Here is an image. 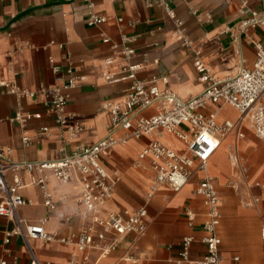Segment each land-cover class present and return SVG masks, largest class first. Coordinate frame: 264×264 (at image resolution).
<instances>
[{
    "label": "crops",
    "instance_id": "1",
    "mask_svg": "<svg viewBox=\"0 0 264 264\" xmlns=\"http://www.w3.org/2000/svg\"><path fill=\"white\" fill-rule=\"evenodd\" d=\"M164 5L175 11L182 28L168 16ZM248 8L263 15L264 0H248ZM241 10L239 0H0V82L16 83L38 94L36 99L22 100L0 87V145L11 148L16 161L55 160L107 136L111 115L103 104L122 103L130 86L129 81L109 83L102 78L101 68L108 59L114 62L109 69L115 77L122 76V67L127 63L157 60L156 65L146 63L138 79L167 77L166 83L158 82L160 90H170L182 99L197 96L205 89L195 66L197 52L219 78L252 68L256 59L254 43L264 42V30L249 29L240 34L239 25L249 17ZM91 12L105 18V22L89 26ZM180 31L184 40L177 38ZM123 46L135 50L129 61ZM54 66L60 67L58 73L53 71ZM68 66L85 77L66 91V115L72 124L82 127L76 137L56 124L46 109L49 99L41 93L62 88ZM21 107L41 113L42 118L25 126L11 122ZM216 111L219 123L239 118L230 105L211 104L204 110L206 114ZM160 112L161 104L156 103L141 116L152 117ZM181 130L188 131L189 126ZM242 132V138L233 130L221 139L205 172L196 162L189 182L178 192L166 185L155 186L151 158L138 159L155 136L118 144L104 154L103 166L120 181L112 198L102 206V215L125 216L140 208H146L148 215L146 231L122 236L120 246L102 264H130L127 256L135 257L139 264H196L202 259L207 253L201 242L207 209L196 189L206 175L214 178L220 200L221 264H264V140L248 124ZM25 134L31 140L28 147L23 144ZM161 139L176 152H187V144L178 136L164 134ZM242 166H246V173ZM43 175L48 179L54 208L45 205L39 186L29 185L22 192L30 203L19 214L33 224L45 220V231L52 239L29 242L42 264H71L75 256L82 259L84 253L75 244L61 240L74 239L85 224L80 187L75 182L62 184L51 172ZM187 212L195 216L192 226ZM12 228V222L0 217V259L7 264H30L23 238L14 236L5 244L6 232ZM189 236L195 238L190 260L180 262L183 239ZM97 257V252H92L88 264H94Z\"/></svg>",
    "mask_w": 264,
    "mask_h": 264
},
{
    "label": "built area",
    "instance_id": "2",
    "mask_svg": "<svg viewBox=\"0 0 264 264\" xmlns=\"http://www.w3.org/2000/svg\"><path fill=\"white\" fill-rule=\"evenodd\" d=\"M242 3L241 12L249 17L238 27L241 34L249 29L262 28L264 30V14L248 8V0H239ZM90 8L93 4L89 2ZM169 17L176 21L179 28L182 22L176 18L175 11L164 5ZM122 21V20H119ZM105 18L91 12L88 18L89 26H99ZM180 31L177 38L184 40ZM108 42V39L104 40ZM256 59L250 69L242 68L234 76L219 78L215 76L201 61L200 52L196 53L195 66L200 75V81L205 85L203 92L197 96L182 99L170 90H160L158 82H167V77L153 78L149 81L138 79V74L147 65L158 64L143 62L127 63L122 67V76L115 77L110 66L113 60H106L101 68V76L109 83L129 81L127 93L122 103H105L103 108L108 109L111 115V131L94 145L79 146L76 150L62 158L55 160L16 161L12 158V149L0 145V217L13 223V228L6 232L5 244L11 238L19 236L27 244L30 255V264H42L30 247L31 240H51L45 231V220L33 224L21 217L19 210L30 203L23 195V190L29 185L39 186L44 192L45 205L54 208L52 195L48 189L49 183L43 174L51 172L62 184L75 182L80 187L79 203L84 207L81 213L85 224L74 239H63V243H73L78 251L84 253L82 259L77 256L71 264H88L92 252L98 257L94 264H102V260L120 246V238L128 233L141 235L146 231V208H140L125 216L109 213L103 216L101 208L113 196L115 187L120 181L119 176L109 173L102 164V156L109 153L115 146L127 143L142 136H155V139L140 153L139 160L151 158L155 172V186L166 185L178 192L189 182L191 169L198 162V169L205 172L208 162L221 145V139L233 130L238 131L240 138L244 137L242 128L248 124L255 135L264 140V42H255ZM123 54L127 61L135 53L133 48L123 46ZM53 71L58 73L60 67L54 66ZM67 79L62 88H50L41 93L48 97L47 112L55 118L56 124L76 137L82 130L78 124H72L66 115L68 95L66 91L77 86L85 77L76 75L72 66L66 68ZM0 87L5 93L17 96L19 99H36V92L21 88L16 83L2 81ZM161 104V112L144 117L141 113L154 104ZM230 105L239 113L236 122L226 120L219 123L218 111L206 114L204 110L209 105ZM41 113H33L19 108L10 121L25 126L32 120H40ZM189 126L188 131L181 130L182 126ZM44 132L48 128L43 129ZM123 132V135H118ZM164 134H174L187 144V152L180 154L162 141ZM31 143L27 134L23 137V144L28 147ZM238 164V159L235 158ZM244 173L246 166H242ZM34 173L40 174L34 177ZM12 176L9 180V176ZM29 178L27 181L26 178ZM264 188V185L262 186ZM196 194L203 199L206 206V218L203 224L204 235L201 242L206 246V255L196 264H221V238L219 227L221 224L219 196L212 176H204ZM189 224L192 226L195 216L187 212ZM112 235V237H110ZM264 236V233H263ZM195 238L192 236L183 239L180 262L190 260V252ZM130 264H139L138 259L127 256ZM0 264H7L0 259Z\"/></svg>",
    "mask_w": 264,
    "mask_h": 264
}]
</instances>
